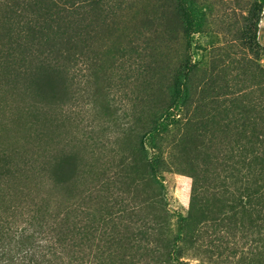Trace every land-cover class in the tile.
<instances>
[{
    "label": "trees",
    "instance_id": "1",
    "mask_svg": "<svg viewBox=\"0 0 264 264\" xmlns=\"http://www.w3.org/2000/svg\"><path fill=\"white\" fill-rule=\"evenodd\" d=\"M152 1L136 21L117 0L3 1L0 101L26 112L42 144H0V264H253L250 246L264 244V0L231 27L228 59L259 76L244 88L191 58L214 49L203 28L213 0ZM127 71L136 102L118 115L111 92H125ZM84 84L100 120L91 140L69 115ZM172 107L180 117L163 123ZM163 173L191 179L175 222Z\"/></svg>",
    "mask_w": 264,
    "mask_h": 264
},
{
    "label": "rangeland",
    "instance_id": "2",
    "mask_svg": "<svg viewBox=\"0 0 264 264\" xmlns=\"http://www.w3.org/2000/svg\"><path fill=\"white\" fill-rule=\"evenodd\" d=\"M3 1L4 0H0V11H2L3 8ZM117 1L121 2V4H119L120 6H131V11L133 12V21H136L137 18H139L137 8L141 4H143V7H145V13L152 14L154 6L152 0H136L134 4H126L127 1ZM250 1L251 0H213L212 4H210V11H206V14L203 18V23H205L203 28H209V30H211L216 35V37L213 39L215 42L214 49H212L210 53H205L201 51L200 48L197 50L191 49V58L193 61H197L199 59L201 62L200 65L206 66L208 72H211L213 68L214 75H217L219 82L221 80L228 79L232 84L237 83L236 86L239 88H244L246 84H250L251 82L255 83L259 80L257 73H254L250 79H247L246 76L241 74L242 66L231 62V59H228L231 58V54L234 53V50H231L228 46V41L234 38L232 33L234 30L233 24H235V22L240 23V14H247L248 8L252 5L248 4ZM199 13L200 11L197 10L196 16H198ZM260 24L261 33L264 34V9L262 11ZM194 38L195 47L206 46L205 43H207V40L210 39L206 38L201 32L195 33ZM166 59L169 60L167 57ZM201 73V71H197L196 75H201ZM121 75L122 81H124L122 83H124L123 86L125 87V92H120V90H118L119 88L117 90L113 88L111 92L112 112L117 111L118 115L121 114L122 110L124 109L130 114L132 111V106L136 102L134 100L135 84H131V82H133L131 73L127 71L122 72ZM114 82L116 83L120 81L115 79ZM84 88L85 93L83 92V96H80V107H75L69 113V115L79 130L85 129L88 131L87 138L89 139L90 135H92V128L97 130L99 129V127L96 125L99 124L100 120L98 119V116L95 115L92 106L89 104L90 91H92V88L89 85L86 86L85 84ZM10 104L11 105L7 106L5 103V108H3V103L0 101V144L5 147L8 143L18 144L21 146H26V148L30 149L33 146L42 144V142H39L35 137L36 132L40 128L35 127L30 130L26 129L25 124H28L27 122H29L28 115L24 110L16 108L14 101H12ZM181 113L182 109L180 107H172L165 113L162 121L163 123L172 122V120L179 118ZM46 145L47 144L44 146ZM159 178L165 189V201L171 214L172 222H175L179 216L185 214L188 207L191 179L185 175L177 173H163ZM263 246L264 244L260 242L256 243V245L253 244L250 246L253 254L255 252V254L252 255L254 256V259H252L253 264H264ZM188 264H196V261L194 259H189ZM228 264L239 263H237L235 259H232L231 263ZM244 264L247 263L245 262Z\"/></svg>",
    "mask_w": 264,
    "mask_h": 264
},
{
    "label": "flooded vegetation",
    "instance_id": "3",
    "mask_svg": "<svg viewBox=\"0 0 264 264\" xmlns=\"http://www.w3.org/2000/svg\"><path fill=\"white\" fill-rule=\"evenodd\" d=\"M264 35V34H263ZM264 37V36H263Z\"/></svg>",
    "mask_w": 264,
    "mask_h": 264
},
{
    "label": "water",
    "instance_id": "4",
    "mask_svg": "<svg viewBox=\"0 0 264 264\" xmlns=\"http://www.w3.org/2000/svg\"><path fill=\"white\" fill-rule=\"evenodd\" d=\"M263 43H264V41H263Z\"/></svg>",
    "mask_w": 264,
    "mask_h": 264
}]
</instances>
